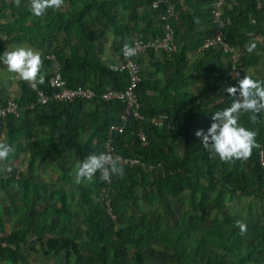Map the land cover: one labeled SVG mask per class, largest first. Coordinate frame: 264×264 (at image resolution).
<instances>
[{
    "label": "trees",
    "instance_id": "16d2710c",
    "mask_svg": "<svg viewBox=\"0 0 264 264\" xmlns=\"http://www.w3.org/2000/svg\"><path fill=\"white\" fill-rule=\"evenodd\" d=\"M81 1L83 3L78 4L77 0H65L61 10L48 9L44 16L36 17L29 9V0H21L19 7L14 0L10 3L0 0V35L10 36L8 44L41 47L42 73L46 74L45 83L38 85L36 90L20 81L22 92L13 99L20 104L22 115L19 118L9 115L2 124L1 132L7 133L6 143L16 147L8 162L17 159L20 152L29 154V162L27 173L12 166V162V171L0 174V189L17 190L13 194L20 203L15 209L23 215L22 225L9 234L4 233V221L0 216V262L26 264L31 255H38L53 256L59 264H264V226L244 222L247 232L240 235L235 221L242 219L229 213L223 203L227 193L264 196V166L260 161V149H264V113L258 114L256 124L250 122L249 114L240 117L242 126L257 132L256 141L260 144L246 161L226 163L218 157L210 158L200 138L195 136L197 130L207 131L216 111L231 106L233 102L234 98L222 91L224 85L238 86V80L229 76V68L233 65L229 61L227 65L222 64L220 71L208 75L199 87V91L209 88L216 97L205 105L197 104L196 93H181L180 70L176 71L170 60L158 65L165 77L163 89L149 93L154 87L144 78L137 88L144 118L132 117L124 132L115 133L114 146L124 157H139L147 164L162 167L145 172L139 166L123 165L125 175L122 178L111 176L107 198L111 200L115 219L107 211L106 199H98L105 187L99 172L91 182L76 184L71 179L75 170L72 166L62 165V149L67 147L73 154H78L79 162L89 154L102 153L111 125L123 123L120 114L125 108L121 100H103L102 94L107 88L124 90L129 84L128 72L115 71L104 63L103 46L95 42L99 31L87 25L93 6L97 5L101 10L104 2ZM153 1L120 0L122 9L129 11V20L139 19L138 8L146 7L141 16L156 26L151 32L160 35L163 8H153ZM174 1L178 11L173 20L176 46L182 43L185 31H189L188 36L193 38L183 45L186 53L214 34L212 9L211 5L207 8L197 6L201 9L194 7L192 13L180 10V0ZM242 1L248 5L245 14ZM225 14L231 17L232 22L226 28V35L231 37L238 22L244 20L250 25L255 18L264 20V0H237L236 4L226 5ZM248 15L252 17L247 19ZM199 18L206 20L207 34L196 33ZM60 34H65L67 47H60ZM139 37H149L148 32L143 30ZM123 45V41L115 42L114 48L122 54ZM51 46L54 49L47 51ZM243 51L236 63L238 66L245 68L258 60ZM50 52L56 54L68 86L92 89L95 92L92 99L56 100L29 108L37 101L39 90L48 95L54 91L50 85L51 60L46 58ZM172 89L175 93L169 94ZM3 91L0 88V104L9 99L2 95ZM162 114H167L175 122L174 129L150 123L151 117ZM141 129L147 136L145 145L139 138ZM49 156L55 157L61 165L59 177L51 182L64 180L76 186L73 194L78 210L72 205L71 194L59 185L51 188L34 173L35 160ZM170 198L181 203V214H175L170 208L167 210L163 203ZM160 204L161 212L148 217L144 207L154 208ZM214 209L221 217L209 218ZM29 217L31 219L25 223ZM80 223L84 227L76 237L72 231ZM30 230L37 237L29 245ZM48 232L52 235L44 242Z\"/></svg>",
    "mask_w": 264,
    "mask_h": 264
},
{
    "label": "crops",
    "instance_id": "0c3cea01",
    "mask_svg": "<svg viewBox=\"0 0 264 264\" xmlns=\"http://www.w3.org/2000/svg\"><path fill=\"white\" fill-rule=\"evenodd\" d=\"M98 1L99 2L103 1L104 5L100 6L101 10L97 8V5L93 6V10L91 11V20L89 21L87 25L91 29L99 31L98 37L96 38L95 42L97 43V45L100 43L102 44L103 61L105 64H107L110 67L111 64L118 62L122 57V54L117 52L114 48L115 42L123 41L124 44L132 43V42L134 43L137 37L143 35V30H146L148 32L149 37H153L155 35L151 31L156 30V26H153V24H150L147 18H143L141 16L143 10L146 9V7L144 8V6L138 8L139 15L137 16H139V19L129 20L128 18L129 11L122 9L120 0H98ZM208 2H210V0ZM77 3L82 4L83 1L77 0ZM210 5H211V2L208 4V3H204L203 0H180V10H183V11L187 10V11H191L192 13H193L194 7L201 9L197 6H200V7L204 6L205 8H207ZM67 6L69 7V5ZM231 6L232 5H229L228 7H231ZM247 6L248 5L242 1L241 8L244 14L246 13ZM259 6L260 4L258 5V7ZM249 17H252V16L248 15L247 19ZM206 24L207 22L205 19L199 18L197 21V26L195 27L196 33L207 34L209 32V29ZM120 29L121 30L125 29V31H123L124 33L121 32ZM188 34H189V31L184 32L185 36L184 38H182L183 41L179 46H176V50L173 52V54L165 55L164 53L159 52V51H154L152 53L147 52L143 54L140 57V63L142 65V75L146 80L151 82V86L154 88L152 90H149V93L154 94V90L163 89L164 82H165L164 74L160 70L158 65L159 64L164 65L167 62V60H170L174 64L175 70L176 71L180 70L179 73L181 74V79L179 80V84L180 86H182L180 87L182 91L181 93L187 94V95H190L191 93H194V94L196 93L195 95L197 97V104L205 105L206 103L211 102L212 98L215 97L214 92H212L209 88L206 89V87L202 88L200 91L198 89L204 84L208 75L214 72L220 71L222 68V64L227 65L228 58L220 50L218 51V50L209 49L205 51H200L199 50L200 45L199 47L189 49L185 53L183 45L185 44V42L189 43L193 40V38L189 37ZM2 37L3 35H0V39ZM194 37H196L195 33H194ZM227 38L237 48L241 49V51L243 50L246 51L245 45L249 41H254L257 43V49L251 55L252 57H258V60L255 63L246 65L245 74L248 76H251L254 79L264 81V20H262L261 18L259 19L255 18L251 20L250 25L245 24V21L242 20L241 22H238L236 24V27L234 28V31H233V35L231 37L227 35ZM2 44L3 43L0 41V55H2L4 51H6V47L7 49L12 50L16 46L27 45V44H18V45L7 44L8 46L4 47ZM32 49L37 50L38 48L32 47ZM4 81L5 80H0V88L4 89V91L2 92V95L5 98L6 97L9 98L10 96L17 97L21 94L22 92L21 86L17 88H13L10 86V83L8 80H6L8 81V83H5ZM20 81L21 80H18L19 85H20ZM226 87L228 86L224 85L223 89H225ZM174 91L175 90L172 89L168 91V93L174 94L175 93ZM218 99H221V98H218ZM216 101L218 100L216 99ZM1 140L3 142L7 141L6 131L2 133ZM64 148L69 150L67 147H64ZM13 149L16 150V147H14ZM19 155H20L19 157L25 156L26 160L29 157L28 153H23V152H20ZM51 155H54V152H51ZM17 159L13 158L12 162L16 161ZM38 160L39 159H36L35 161H38ZM12 166H15V165H12ZM18 168L25 173L28 172V165H26L25 169L22 167H18ZM34 169H33L34 173H36L40 177L39 164H37V166ZM32 181H35V179H33ZM43 182H46V181H43ZM59 186L62 187L63 189H64L63 186L66 187V185H64L62 182H59ZM15 210H16V213L14 212ZM12 211L13 213H12L11 219L15 221V223L19 222L22 225V222L20 219L21 216L20 217L18 216L20 212L17 209H15L14 206L12 207ZM6 234H9V233H6ZM12 246L13 245H11V247ZM45 257H53V256H41L40 258L44 260ZM53 261H54V264H59L56 261L55 257H53ZM8 262L11 263L10 261H1L0 264H6Z\"/></svg>",
    "mask_w": 264,
    "mask_h": 264
},
{
    "label": "clouds",
    "instance_id": "9594fccd",
    "mask_svg": "<svg viewBox=\"0 0 264 264\" xmlns=\"http://www.w3.org/2000/svg\"><path fill=\"white\" fill-rule=\"evenodd\" d=\"M14 3L19 7L21 0H14ZM64 5L65 0H29V9L36 17L44 16L48 9L61 10ZM245 49L252 54L257 49V43L249 41ZM122 52L127 59L137 55V48L125 43ZM0 63L7 67L9 73L14 74V79L26 82L33 90L45 83L46 74L42 73L41 54L30 47L16 46L12 50L7 49L0 55ZM223 91L234 98L231 106L216 111L207 131L197 130L195 136L200 138L201 145L209 152L210 158L218 157L226 163L246 161L259 144L256 141L257 132L242 126L240 117L249 114L251 123L258 122V114L264 113V81L245 75L238 78V86H228ZM13 151L8 143L0 141V171H12L8 158ZM98 172L101 181L109 180L112 175L121 178L125 175L121 162L110 154H89L82 162L77 163L74 183L91 182ZM235 227L239 229L240 235L246 234L247 225L242 220H236Z\"/></svg>",
    "mask_w": 264,
    "mask_h": 264
},
{
    "label": "built area",
    "instance_id": "2783aa9c",
    "mask_svg": "<svg viewBox=\"0 0 264 264\" xmlns=\"http://www.w3.org/2000/svg\"><path fill=\"white\" fill-rule=\"evenodd\" d=\"M260 1V0H258ZM237 0H211L212 17L214 23V34L207 38L203 44L200 45L199 50L205 51L209 49L220 50L224 53L229 63H233L229 68V76L233 79L243 77L244 67L238 66L236 63L242 56L241 49L237 48L227 38L226 28L231 24V17L225 14V7L228 4H236ZM153 8H163V12L160 16L162 21V34L155 35L153 37H137L132 44L137 48V55L130 58H125L123 53L121 59L110 65V68L115 71H126L129 74V84L124 90H116L107 88L103 94V100L119 99L125 103V108L120 114L122 124H113L109 130V139L105 143V149L102 153H107L118 159L122 165H128L131 167L139 166L145 172H151L156 168L162 166L147 164L139 157L131 158L124 157L118 153L114 146V135L116 132H124L126 127L133 117L135 119H143V115L140 112V101L137 94V88L143 82L144 77L142 75V65L140 63V57L147 53L149 50L159 51L164 54H172L176 50L175 41V26L173 20L178 16L177 6L174 0H154L152 4ZM51 60L52 76L50 78V85L54 89L52 95H48L45 91L39 90L37 93V101L32 103L29 108H34L36 104L46 105L51 101H71L75 99L90 100L95 96V92L90 88L78 87L72 88L68 86L66 80L63 78L60 63L56 57V54L50 52L46 56ZM22 114V108L20 104L13 98H9L5 103L0 104V132L4 119L9 115L20 117ZM150 123L159 127H167L168 129L175 128V122L167 115H156L150 118ZM139 138L142 144L148 143L146 133L143 129L139 130ZM260 146V144H259ZM260 161L264 166V149H260ZM111 184L110 179L105 181V187L102 189L98 199H106L108 205L107 211L112 218L115 219L113 214L110 199L107 198V191ZM110 191V190H109ZM3 246H10L7 243H2ZM13 247V246H12Z\"/></svg>",
    "mask_w": 264,
    "mask_h": 264
},
{
    "label": "rangeland",
    "instance_id": "374dc122",
    "mask_svg": "<svg viewBox=\"0 0 264 264\" xmlns=\"http://www.w3.org/2000/svg\"><path fill=\"white\" fill-rule=\"evenodd\" d=\"M8 3L13 2V0H5ZM60 37L58 38L60 47H67L65 42V36L64 34H60ZM10 36H7L6 34L3 35V37L0 39V41L3 43L2 45L4 47L8 46L7 41L10 39ZM6 44V45H4ZM28 47L29 45H24ZM33 46H30L32 48ZM54 49L53 46L47 47V51ZM68 49V48H67ZM7 50V47H6ZM10 50V49H9ZM34 50V49H33ZM40 52V54L43 53L42 48L39 47L37 50ZM12 73H9L7 70V67L3 64H0V80H5V83H10V86L13 88L19 87L18 79L13 78ZM8 80V81H6ZM14 84H13V83ZM9 98H15L10 96ZM2 133H0V141H2ZM65 150V151H64ZM182 150V149H181ZM63 155H64V162L62 165L72 166L73 170H75V167L77 163H79L80 156L78 154H73L70 152V150H67L66 148L62 149ZM8 164L11 166L12 161H9ZM39 164V179L41 182L46 181L51 185V188L57 187L56 185H59V183H53L51 180L56 179L58 175L61 173V165L58 163L57 159L55 157L49 156V158L46 159H39L38 161H35L34 168ZM13 165L15 167H22L26 168V165H28V159H25V156L19 157L16 161L13 162ZM3 171H0V174ZM71 179H75L74 171L71 174ZM62 183L65 186L64 189L67 193L72 195V205L75 208V210H78V205L76 202V195L73 194V192H76V186L73 183H69L67 181H62ZM17 192L15 189H7L2 190L0 189V216L4 219V233H10L13 229H15L18 226H21V223L13 221L11 219L12 216V207H16L18 203H20V200H18L17 196L13 193ZM225 199L223 200L225 208L228 210L229 213L233 214L235 217L240 218L245 222L248 223H254L257 225L264 226V196H255V195H246L241 192H235V193H227L225 194ZM55 198V197H54ZM52 200V199H51ZM48 203L51 204V201L48 200ZM52 204H55V200H52ZM167 210L168 208L172 209V211L175 214H181L183 212V207L181 203H179L175 198H170V200H164L163 203ZM152 206H145L144 211L148 214V217L154 216L161 212L162 204L157 205L156 207L152 208ZM16 213V210L14 211ZM23 214L26 215V213L23 212ZM20 219L23 220L22 212L18 214ZM214 217H221L220 212H218L216 209L212 213H209V218ZM31 219V217L26 218L25 223L28 222ZM21 220V222H22ZM28 225V224H27ZM15 227V228H14ZM83 224L80 223L79 226H76L72 234L74 236L78 237L81 234V230L83 228ZM52 234L48 232L46 234V237L44 238L47 240ZM37 237V234L30 230L28 232L27 242H29V245L34 243V239ZM27 247V246H26ZM157 249V248H156ZM41 256L38 255H31L30 259L27 264H54L53 257H45L44 260L40 258ZM11 264V263H6Z\"/></svg>",
    "mask_w": 264,
    "mask_h": 264
}]
</instances>
